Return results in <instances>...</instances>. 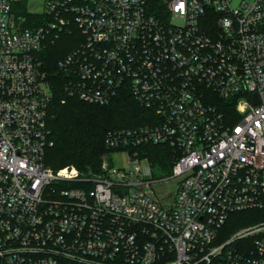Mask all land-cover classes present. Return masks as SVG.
<instances>
[{"label":"built area","instance_id":"built-area-1","mask_svg":"<svg viewBox=\"0 0 264 264\" xmlns=\"http://www.w3.org/2000/svg\"><path fill=\"white\" fill-rule=\"evenodd\" d=\"M21 1L0 0V264H264V222L220 235L231 213L264 211V0H43L29 24ZM72 26L65 94L107 105L128 91L152 113L106 134L93 175L45 165L41 53ZM145 145L169 150L167 204Z\"/></svg>","mask_w":264,"mask_h":264},{"label":"trees","instance_id":"trees-1","mask_svg":"<svg viewBox=\"0 0 264 264\" xmlns=\"http://www.w3.org/2000/svg\"><path fill=\"white\" fill-rule=\"evenodd\" d=\"M29 24L39 23L40 16L24 13ZM70 33H62L56 40H49L41 53L42 70L52 94L47 126L53 146L46 152L45 165L58 170L74 167L80 175L98 172L101 157L108 150L104 146L106 134L119 128H135L150 123V110L141 107L128 91L120 92L107 105L84 103L64 92L65 76L58 62L76 45L72 40L78 31L73 26ZM138 152L146 156L151 165L156 162L171 171L169 150L164 146L145 145ZM264 221V211L231 213L220 230L225 240L238 229Z\"/></svg>","mask_w":264,"mask_h":264},{"label":"rangeland","instance_id":"rangeland-1","mask_svg":"<svg viewBox=\"0 0 264 264\" xmlns=\"http://www.w3.org/2000/svg\"><path fill=\"white\" fill-rule=\"evenodd\" d=\"M46 10V6L43 3V0H23L17 4L13 5V11L18 15H22L25 12L26 13H39L41 11ZM172 23H177L172 22ZM81 41L80 33L79 31L76 32L75 38L72 40L73 44L77 45L74 47H78ZM73 48V49H74ZM106 153H104L102 156L104 157ZM108 160L115 165L116 167L124 168L126 167V156L124 153L118 152V153H112L107 155ZM142 166H150L148 161L141 162ZM64 168L74 169L72 166H67ZM61 168V169H64ZM150 168V175L146 177V180L150 182V189L152 191L153 197L157 199L162 204H167L170 201H172L177 193V187H178V178L171 177V171L168 170L166 167H161L157 162L152 165ZM264 222L262 220L258 221L257 223ZM255 223V224H257ZM255 224H250L255 225ZM246 227V226H245Z\"/></svg>","mask_w":264,"mask_h":264},{"label":"water","instance_id":"water-1","mask_svg":"<svg viewBox=\"0 0 264 264\" xmlns=\"http://www.w3.org/2000/svg\"><path fill=\"white\" fill-rule=\"evenodd\" d=\"M255 103H257V100H255Z\"/></svg>","mask_w":264,"mask_h":264}]
</instances>
